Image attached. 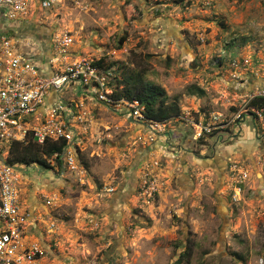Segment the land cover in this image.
Listing matches in <instances>:
<instances>
[{"label": "rangeland", "instance_id": "rangeland-1", "mask_svg": "<svg viewBox=\"0 0 264 264\" xmlns=\"http://www.w3.org/2000/svg\"><path fill=\"white\" fill-rule=\"evenodd\" d=\"M22 28L47 57L69 34V60H103L114 90L145 75L181 107L152 131L85 101L80 170L17 176L43 264H264V119L248 107L264 0H61Z\"/></svg>", "mask_w": 264, "mask_h": 264}, {"label": "built area", "instance_id": "built-area-1", "mask_svg": "<svg viewBox=\"0 0 264 264\" xmlns=\"http://www.w3.org/2000/svg\"><path fill=\"white\" fill-rule=\"evenodd\" d=\"M60 1L0 0V264H43V247L24 239L29 214L19 205L17 176L33 168L52 172L55 168L62 176L80 170L78 154L88 134L87 118L81 111L85 101L102 104L152 131L162 126L145 117L138 101L113 97L112 70L100 69L88 60H69L73 44L69 34L56 36L54 52L43 60L38 41L16 33L35 13L51 10ZM232 65L237 66L236 60ZM257 96H264V90ZM196 127L201 137L204 128ZM29 137L41 145L64 143L60 153L46 156L52 168L6 163L12 144Z\"/></svg>", "mask_w": 264, "mask_h": 264}, {"label": "trees", "instance_id": "trees-1", "mask_svg": "<svg viewBox=\"0 0 264 264\" xmlns=\"http://www.w3.org/2000/svg\"><path fill=\"white\" fill-rule=\"evenodd\" d=\"M180 3L188 0H178ZM100 69H107L103 60L94 63ZM114 90L115 99H126L138 101L144 107L145 117L149 120L166 123L181 114V107L178 99L169 101V96L163 86L148 79L145 75H131ZM195 91L189 92L192 95L203 96L204 90L199 87H191ZM248 107L261 113L264 119V96L254 97ZM253 116H257L251 112ZM64 146L63 142H48L39 144L33 137H29L26 142L13 143L7 157L6 163L9 166L16 165H39L42 169L52 168L47 162L46 156L60 153Z\"/></svg>", "mask_w": 264, "mask_h": 264}, {"label": "crops", "instance_id": "crops-1", "mask_svg": "<svg viewBox=\"0 0 264 264\" xmlns=\"http://www.w3.org/2000/svg\"><path fill=\"white\" fill-rule=\"evenodd\" d=\"M17 34H19V35H21V36H24V37H30V35H28V33H25V32H23V28H22V25L21 26H19L17 29ZM34 39H36L37 41H38V37H35ZM46 55H44L42 58H43V60H47L48 59V53H46V51L44 52Z\"/></svg>", "mask_w": 264, "mask_h": 264}]
</instances>
